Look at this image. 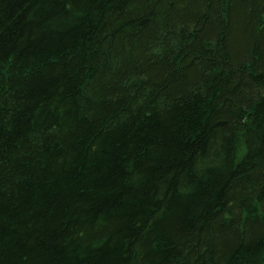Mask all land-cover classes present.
I'll return each instance as SVG.
<instances>
[{
  "label": "trees",
  "instance_id": "1",
  "mask_svg": "<svg viewBox=\"0 0 264 264\" xmlns=\"http://www.w3.org/2000/svg\"><path fill=\"white\" fill-rule=\"evenodd\" d=\"M0 264H264V0H0Z\"/></svg>",
  "mask_w": 264,
  "mask_h": 264
}]
</instances>
